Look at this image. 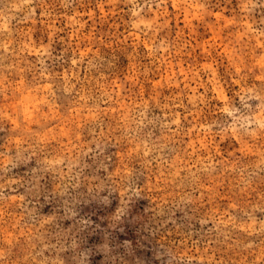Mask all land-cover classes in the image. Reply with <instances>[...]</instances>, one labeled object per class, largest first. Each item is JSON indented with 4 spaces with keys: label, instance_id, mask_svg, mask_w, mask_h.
Listing matches in <instances>:
<instances>
[{
    "label": "rangeland",
    "instance_id": "1",
    "mask_svg": "<svg viewBox=\"0 0 264 264\" xmlns=\"http://www.w3.org/2000/svg\"><path fill=\"white\" fill-rule=\"evenodd\" d=\"M0 264H264V0H0Z\"/></svg>",
    "mask_w": 264,
    "mask_h": 264
}]
</instances>
